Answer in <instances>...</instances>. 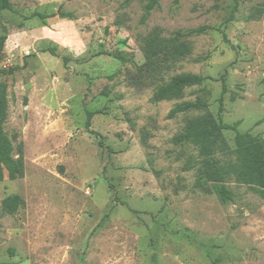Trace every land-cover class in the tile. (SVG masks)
Wrapping results in <instances>:
<instances>
[{"label": "rangeland", "instance_id": "rangeland-1", "mask_svg": "<svg viewBox=\"0 0 264 264\" xmlns=\"http://www.w3.org/2000/svg\"><path fill=\"white\" fill-rule=\"evenodd\" d=\"M147 2L0 0V71L16 68L0 73V141L25 166L0 181V264H264V199L235 181L227 203L218 185L197 187L198 149L175 142L189 115L169 117L202 97L218 118L225 78L223 121L264 140V0H159L145 18ZM59 10L74 19H26ZM155 27L192 46L167 79L209 77L183 98L155 102L154 85L131 81ZM224 135L235 148L236 131ZM10 195L25 200L14 215Z\"/></svg>", "mask_w": 264, "mask_h": 264}, {"label": "trees", "instance_id": "trees-1", "mask_svg": "<svg viewBox=\"0 0 264 264\" xmlns=\"http://www.w3.org/2000/svg\"><path fill=\"white\" fill-rule=\"evenodd\" d=\"M159 0H148L145 10L148 16L156 7ZM237 5L232 9L229 21L234 19ZM58 16L60 18L74 19L72 13L59 10L57 13L34 12L26 19L38 17L46 21L49 17ZM205 28L193 30L201 32ZM182 34L165 36L164 30L160 27L153 28L142 40L141 50L145 62L138 68V72L132 75V83L142 87L146 82L154 85L155 91L153 101L172 100L183 98L187 87L201 85L209 77L194 73H181L169 76L167 73L180 60L188 57L192 53V46L189 42L182 40ZM226 39V36H225ZM7 40V34L0 36V61L2 58L3 44ZM49 51L56 55L53 48ZM105 54L100 50L97 55ZM121 59L127 60L125 57ZM69 58L64 57L67 63ZM26 64V62H25ZM16 68L9 71H0L4 74H13ZM228 91L225 78L222 80V92L219 97V117H215L209 110V102L202 97L195 101H184L177 104L170 112L169 117H176L180 113L188 114L186 123L181 133L175 137L176 143H189L197 147L198 155L201 158L198 168L197 187L209 192L211 189L207 183L219 186L220 199L227 203L232 199V192L226 183L235 181L239 184L251 187L257 194L264 199V140L238 131L237 125L226 124L221 114L224 111V96ZM0 104L2 114L0 115V127L6 117L5 88H0ZM85 122L86 129L90 130L95 136L100 138V145L103 146V136L91 129L93 112L87 111ZM233 129L236 131V147L232 148L225 135L224 130ZM14 147L9 144L8 138L4 137L0 141V181L4 180L5 173L10 180L22 178L25 175L24 152L19 148L18 156L14 155ZM219 154L223 156H219ZM25 205V200L20 195L7 196L2 201V210L6 214L14 215ZM156 263V254L153 255ZM213 264H218L213 259ZM12 264V263H1Z\"/></svg>", "mask_w": 264, "mask_h": 264}]
</instances>
